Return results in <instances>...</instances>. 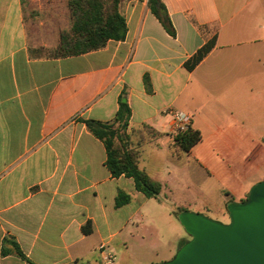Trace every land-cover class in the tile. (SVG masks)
<instances>
[{
	"label": "crops",
	"instance_id": "1",
	"mask_svg": "<svg viewBox=\"0 0 264 264\" xmlns=\"http://www.w3.org/2000/svg\"><path fill=\"white\" fill-rule=\"evenodd\" d=\"M162 1L175 35L148 0H126L124 40L48 57L33 53L23 0H0V264H104L101 243L116 264L164 263L190 240L183 215L208 216L223 195L227 218L264 179V0ZM121 99L129 131H154L139 165L162 183L157 197L111 174L86 125L112 121ZM167 109L202 133L189 152Z\"/></svg>",
	"mask_w": 264,
	"mask_h": 264
},
{
	"label": "trees",
	"instance_id": "2",
	"mask_svg": "<svg viewBox=\"0 0 264 264\" xmlns=\"http://www.w3.org/2000/svg\"><path fill=\"white\" fill-rule=\"evenodd\" d=\"M124 1L126 0H68L70 28L61 33L60 44L56 48L48 49L43 46L34 48L36 55L48 57L79 55L102 49L110 40H124L128 31L126 18L121 11V4ZM148 5L166 30L175 35L164 2L148 0ZM213 46L214 40L198 51L187 64L188 67L192 68L211 51ZM130 117L131 109L127 101L121 99L112 121L87 120L86 125L92 134L103 141L107 150L106 165L111 174L114 177L121 175L132 177L138 190L148 197H157L162 191V183L152 178L139 165L141 146L153 138L154 131L146 124L140 129L129 131ZM201 140L202 133L191 126L188 130L175 135V148L181 152H189ZM129 201L130 196L121 191L116 198V205L120 207ZM18 253L24 256L19 248Z\"/></svg>",
	"mask_w": 264,
	"mask_h": 264
},
{
	"label": "water",
	"instance_id": "3",
	"mask_svg": "<svg viewBox=\"0 0 264 264\" xmlns=\"http://www.w3.org/2000/svg\"><path fill=\"white\" fill-rule=\"evenodd\" d=\"M229 217L224 223L201 213L183 215L192 238L161 264H264V179L229 206Z\"/></svg>",
	"mask_w": 264,
	"mask_h": 264
},
{
	"label": "rangeland",
	"instance_id": "4",
	"mask_svg": "<svg viewBox=\"0 0 264 264\" xmlns=\"http://www.w3.org/2000/svg\"><path fill=\"white\" fill-rule=\"evenodd\" d=\"M23 2L25 14L28 19L27 27L30 43L33 46H43L48 49L56 48L60 44L61 33L71 26L68 0H23ZM33 53L37 54L35 49H33ZM151 173L154 174V171ZM209 200L211 213H208V216L220 222H229V214L227 218L218 214V207L224 204V196L215 195ZM186 238L191 239L192 237L186 234ZM186 243L187 241L178 245L176 250L178 248L181 249Z\"/></svg>",
	"mask_w": 264,
	"mask_h": 264
},
{
	"label": "built area",
	"instance_id": "5",
	"mask_svg": "<svg viewBox=\"0 0 264 264\" xmlns=\"http://www.w3.org/2000/svg\"><path fill=\"white\" fill-rule=\"evenodd\" d=\"M166 112L172 117L173 127L176 134L184 132L192 126L193 119L189 113L173 109H167ZM99 250L102 254L104 264H116V255L107 243H101Z\"/></svg>",
	"mask_w": 264,
	"mask_h": 264
}]
</instances>
